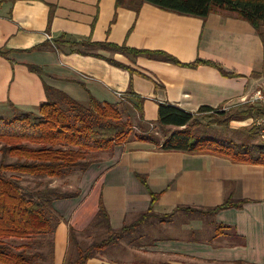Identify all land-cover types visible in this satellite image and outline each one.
<instances>
[{
  "label": "crops",
  "instance_id": "1",
  "mask_svg": "<svg viewBox=\"0 0 264 264\" xmlns=\"http://www.w3.org/2000/svg\"><path fill=\"white\" fill-rule=\"evenodd\" d=\"M62 35L73 42L163 52L182 64L215 63L232 75L222 76L210 65L179 67L106 47L91 48L94 56L66 46L48 48ZM0 50L8 52L0 56V109L35 110L46 101L44 83L81 104L90 98L118 104V95L133 103L132 94L143 100V119L155 122L159 103L191 114L200 107L226 110L250 96L264 79L263 44L247 22L222 13L203 20L149 4L135 12L116 7L114 0H0ZM245 123L225 127L231 136L239 131L249 144L261 145L254 142L258 138L253 131L241 134ZM94 160L83 172L61 180L62 194L73 197L52 203L61 218L53 234L52 264H63L69 228L86 229L100 199L111 229L117 230L147 212L149 192L159 195L151 209L161 222L152 220L86 264H264L263 166L162 152L134 139ZM228 198L243 203L206 213Z\"/></svg>",
  "mask_w": 264,
  "mask_h": 264
},
{
  "label": "trees",
  "instance_id": "2",
  "mask_svg": "<svg viewBox=\"0 0 264 264\" xmlns=\"http://www.w3.org/2000/svg\"><path fill=\"white\" fill-rule=\"evenodd\" d=\"M114 1L116 7L135 12L143 4H149L160 10L203 20L211 13L233 16L253 28L264 50V0ZM47 45L55 50L65 46L75 48L72 52L83 56H92L89 51L91 48L106 47L134 58L144 56L179 67L210 65L222 76L232 75L215 63L196 60L182 64L163 52L89 41L73 42L65 35L51 40ZM7 53L0 50L2 57H6ZM110 63L129 70L121 64ZM28 68L31 72L40 73L36 67ZM43 89L46 101L36 108V114L22 113L10 119L0 117V264H52L53 234L61 220L52 203L54 200L73 197L61 194L42 182L32 192H26L20 184L23 176L39 180L63 179L75 171L83 172L94 163L93 155L111 152L131 139L150 143L162 152L212 155L234 164L264 167V145L236 143L228 139L213 140L196 135L200 127L197 117L213 113L216 109L200 107L195 114H191L169 104L159 103L156 121L146 122L143 119V100L132 94L129 99L133 103L124 98L118 104L98 102L90 98L86 104H81L44 83ZM124 106L131 107L137 114L135 125L123 109ZM241 109L244 110L230 114L221 112V119L215 122L216 125L225 126L233 121L264 114L263 110L248 106H242ZM170 127L173 129H169ZM6 158L15 161L6 163ZM140 180L146 186L145 180ZM149 197L150 206L147 212L117 230L111 229L100 199L97 214L86 229L76 232L69 228V244L63 264H86L98 254L117 246L152 220L161 222L160 216L153 214L151 209L159 195L149 192ZM242 203L243 201L236 202L228 198L221 206L208 209L206 213L214 214L229 207L239 208ZM101 230L104 232L101 240L87 244L79 239L90 231H99L101 234Z\"/></svg>",
  "mask_w": 264,
  "mask_h": 264
},
{
  "label": "rangeland",
  "instance_id": "3",
  "mask_svg": "<svg viewBox=\"0 0 264 264\" xmlns=\"http://www.w3.org/2000/svg\"><path fill=\"white\" fill-rule=\"evenodd\" d=\"M241 108H242V106L241 107H233V108L226 109V110H223V108H221V109L215 110L213 113H208V114H206L204 116L197 117L199 119L198 122L200 124V127H199L198 131L196 132V135L198 137L210 138V139H213V140L228 139V140L236 141L238 143H249V142H246L247 141L246 139L240 137V135H239L240 132L239 131H237V133H233L232 136H231L230 133H229L228 126H226V127L224 126L223 128H220L219 129L220 131L219 130L216 131V130H213V129L209 128L210 125H213V124L216 125L215 122H218L221 119V118L219 119V114H221V112H225V114H230V113L240 112L241 110H244V109H241ZM123 109L126 110V112L128 114V117H130L131 122L133 123V125H135V120L137 118L136 117L137 114L135 113L136 114L135 115L134 114V110L131 107H129V106H124ZM120 110L122 111V108ZM28 112L36 114L37 111H36V109L35 110H29V111H21V110H12L10 108H3V109H0V117L4 118V119H10V118H13L14 116H17L19 114L28 113ZM241 121L246 122L243 125L244 126L243 128L245 129V131H241L242 132L241 134H249L248 132L253 131L255 133L256 137H257V134H256L254 128H250V127H248V125H246V124H248L247 119H244V120H241ZM135 131H136V129H134V132ZM235 135H236V137L238 139H236ZM250 136H253V133H251ZM254 142L258 143L259 141L255 139ZM96 156L93 155V159H95ZM0 159H1V156H0ZM14 161L15 160L12 159V158H6V160H5L6 163H12ZM7 175H10V174H7ZM61 180L62 179H52V180L42 179V180H39V179H36L34 177L23 176V177H21L20 184L23 187L24 191L32 192L33 190H35L37 188V184L39 182H42V183H45V185H47L48 187L56 186L55 190L62 194L65 191H63L61 189V186H62V181ZM76 181H77V175L72 176L71 177V184L73 186L72 187L73 189L75 187ZM103 233H104L103 230H101V234L99 233V231H96V232L95 231H90L87 234H84V235L80 236L79 239L82 240L84 243L89 244V243H91L94 240H101L104 237ZM99 255L100 254H98L97 256H99Z\"/></svg>",
  "mask_w": 264,
  "mask_h": 264
},
{
  "label": "built area",
  "instance_id": "4",
  "mask_svg": "<svg viewBox=\"0 0 264 264\" xmlns=\"http://www.w3.org/2000/svg\"><path fill=\"white\" fill-rule=\"evenodd\" d=\"M118 98L120 101L122 100L121 95H118ZM241 106H248L264 111V79L260 87H258L250 96L241 100L239 104L228 107L227 109ZM247 121L248 124L246 125H248L250 128H254L260 144L264 145V114H259L248 118Z\"/></svg>",
  "mask_w": 264,
  "mask_h": 264
}]
</instances>
